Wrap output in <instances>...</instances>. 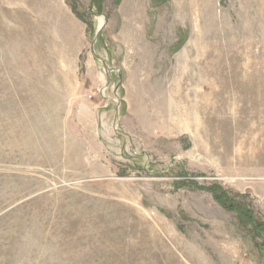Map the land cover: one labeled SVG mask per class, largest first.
<instances>
[{
  "label": "rangeland",
  "instance_id": "obj_1",
  "mask_svg": "<svg viewBox=\"0 0 264 264\" xmlns=\"http://www.w3.org/2000/svg\"><path fill=\"white\" fill-rule=\"evenodd\" d=\"M0 264H264V0H0Z\"/></svg>",
  "mask_w": 264,
  "mask_h": 264
},
{
  "label": "trees",
  "instance_id": "obj_2",
  "mask_svg": "<svg viewBox=\"0 0 264 264\" xmlns=\"http://www.w3.org/2000/svg\"><path fill=\"white\" fill-rule=\"evenodd\" d=\"M214 194L216 195L217 200L220 199V197L222 196V198H224V200L227 198L225 193L220 192L218 190H216V192H214ZM233 206V205H232ZM234 206H235V211L237 212L240 221L242 222V224L244 226L246 225H253V227H256V232L261 233L259 227L261 225H256V221H253V212L250 208H248L245 204H240V203H235L234 202ZM249 219L252 220V223L249 222Z\"/></svg>",
  "mask_w": 264,
  "mask_h": 264
}]
</instances>
